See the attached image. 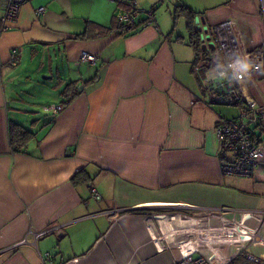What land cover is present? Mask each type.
<instances>
[{
	"label": "crops",
	"instance_id": "1",
	"mask_svg": "<svg viewBox=\"0 0 264 264\" xmlns=\"http://www.w3.org/2000/svg\"><path fill=\"white\" fill-rule=\"evenodd\" d=\"M135 2L154 15L162 8L166 30L155 15L157 29L121 33L110 0H31L0 32V264H173L188 255L251 264L242 253L264 263V244L250 240L264 212V165L250 177L221 172L231 155L216 127L238 114L210 103L187 39L174 38L186 20L173 18L182 5L204 28L232 21L241 49L253 50L264 47V0ZM81 52L95 64L80 63ZM23 64L44 75L43 90ZM23 75L32 83L24 90L39 93L37 112L19 109ZM67 85L77 95L61 112L44 111L67 100ZM242 86L264 103V76ZM10 122L35 134L21 151L9 143Z\"/></svg>",
	"mask_w": 264,
	"mask_h": 264
},
{
	"label": "built area",
	"instance_id": "2",
	"mask_svg": "<svg viewBox=\"0 0 264 264\" xmlns=\"http://www.w3.org/2000/svg\"><path fill=\"white\" fill-rule=\"evenodd\" d=\"M31 0H0L3 5V15L0 18V32L15 22L19 11L25 3ZM117 3L119 10L114 16L115 23L133 30L155 26V15L149 11L139 10L135 0H110ZM43 9L39 10L42 13ZM264 14V10H262ZM232 21H224L211 29L216 41L217 53L223 65H216L214 69H208L202 65L197 66V74L204 80L203 89L211 104L236 107V118H221L216 127V138L231 159L221 163V172L224 175L237 177H250L255 168L264 165V103L249 96L242 83L246 78L254 75L264 76V47L253 50H243L234 31ZM247 58L252 67L249 72H242L239 61ZM17 49L11 51L10 65H17ZM79 62L94 65L97 58L95 55L81 52ZM214 73L213 75H211ZM63 105L46 106L44 111L61 112ZM92 196L100 200V195L92 189ZM259 226L250 237L253 243L264 244V212H260ZM46 232L38 233L36 238L44 236ZM15 245L13 248H15ZM13 248L3 250L8 252ZM246 261L258 264L260 261L247 253L241 254ZM173 264H210L203 257L188 255ZM232 264V262L230 263Z\"/></svg>",
	"mask_w": 264,
	"mask_h": 264
},
{
	"label": "trees",
	"instance_id": "3",
	"mask_svg": "<svg viewBox=\"0 0 264 264\" xmlns=\"http://www.w3.org/2000/svg\"><path fill=\"white\" fill-rule=\"evenodd\" d=\"M196 13H194L191 10H186V8L182 5L176 6V9H174L173 18L176 20L177 18H184L186 20V33H187V47H189L194 52V61H193V67H195L197 64L201 63L202 66L212 69V66L216 65H223V61L221 60L219 54L217 53V50L212 51L213 56L208 57L207 52L202 51L200 49V35L195 29L194 24V18ZM174 20V21H175ZM116 25V24H115ZM118 27V30L121 33H125L126 31H134L133 29H130L128 27L116 25ZM101 35L107 34L111 31L109 30H100ZM83 37V35L78 36V38ZM182 38H178V41H181ZM197 67V66H196ZM77 88L73 85H67L65 90L60 93V96H62L65 99V102L62 104L63 107H65L66 103L69 102L72 98H74L77 95ZM35 123V122H34ZM33 122L31 123L34 124ZM7 135L9 137V143L11 145V148L14 152L21 151V149L26 148V145L35 138V134L31 131H28L25 129L22 125L10 122L9 127L7 128ZM86 174L82 171L79 172L73 179L74 185L78 184L81 180H86ZM232 264L235 263V259H233Z\"/></svg>",
	"mask_w": 264,
	"mask_h": 264
},
{
	"label": "rangeland",
	"instance_id": "4",
	"mask_svg": "<svg viewBox=\"0 0 264 264\" xmlns=\"http://www.w3.org/2000/svg\"><path fill=\"white\" fill-rule=\"evenodd\" d=\"M157 10H158V12L155 13V15L157 17L158 25L162 27V25L160 24V17H161V14H162V8H158ZM262 10H264V8H262ZM181 21H183V20H181ZM202 23H203V20H201L200 23L197 24V26H200L201 29H202V32L200 33V43H199L200 49H202V51H207V53L210 54V52L213 53L212 51L216 50V47H217L216 41H215V39L213 37V34L211 33V29L214 26L209 27V28H207V26H206V28H204L203 26H201ZM195 27H196V25H195ZM164 30H166V29H164ZM173 34H174V32H173ZM178 34H181L183 36V38H186L187 39V33L185 31L184 26H183V29L182 30H180V31H179V29L176 30L175 35H174V38H176L178 36ZM24 65L25 64L22 65L21 70H23L24 68L28 69L27 72H28V74H30V75H28V77L31 76V78H32V81L31 82L34 85L37 82L39 83V84H37L35 86L34 91H36V90H38V91L43 90L44 89V85H45L43 83L44 75H40V74H37L35 72L36 71V65H34V69H33V67H30V66L24 67ZM200 65H201V63L197 64L196 66H200ZM197 68L198 67H196V69ZM211 68L214 69L215 66H212ZM213 74L214 73H212L211 75H213ZM16 78L17 77L13 78L12 81H10V82H12V83L15 82ZM26 78H27V76H24L23 75V76H21L18 79L17 85H19L21 87V91H20V94H19V100H20V102H17V103L20 105V108L19 109L27 110L29 113H31V112H37V108L33 106V102H35L36 99H34V97H32V96L34 95V93H36L35 96L37 98L38 95H39V93H38V91L33 93V91H32L33 89L31 90L29 88H27V89L24 90V87L23 86H29V85L32 84L30 82L29 83H24V80ZM40 83H41V85H40ZM49 84H50V86L52 88L53 87V81H50ZM198 91H200V90H198ZM38 101L41 102L40 100H38ZM44 106H48V105H43L42 107H44ZM221 108L228 110V113H229L230 116L232 114H236V111H237V114H238V110H237L236 107L221 106ZM21 116H23V115H21ZM261 148L264 149V144L261 145ZM261 185L264 186V184H261ZM258 187H259V189L262 190V187L260 185ZM239 264H248V263L241 261ZM251 264H255V263H251ZM258 264H261V263H258ZM262 264H264V263H262Z\"/></svg>",
	"mask_w": 264,
	"mask_h": 264
},
{
	"label": "clouds",
	"instance_id": "5",
	"mask_svg": "<svg viewBox=\"0 0 264 264\" xmlns=\"http://www.w3.org/2000/svg\"><path fill=\"white\" fill-rule=\"evenodd\" d=\"M238 63H239V67H240L242 72H249L251 67H252V63L247 58V56H246V59L239 61Z\"/></svg>",
	"mask_w": 264,
	"mask_h": 264
},
{
	"label": "water",
	"instance_id": "6",
	"mask_svg": "<svg viewBox=\"0 0 264 264\" xmlns=\"http://www.w3.org/2000/svg\"><path fill=\"white\" fill-rule=\"evenodd\" d=\"M200 21L201 20H195V23H196V27H195V29H196V31L198 32V34L200 35V33L202 32V29H201V27L200 26H197V24H199L200 23ZM204 22V21H203ZM81 88V87H80Z\"/></svg>",
	"mask_w": 264,
	"mask_h": 264
},
{
	"label": "flooded vegetation",
	"instance_id": "7",
	"mask_svg": "<svg viewBox=\"0 0 264 264\" xmlns=\"http://www.w3.org/2000/svg\"><path fill=\"white\" fill-rule=\"evenodd\" d=\"M234 28V27H233Z\"/></svg>",
	"mask_w": 264,
	"mask_h": 264
}]
</instances>
